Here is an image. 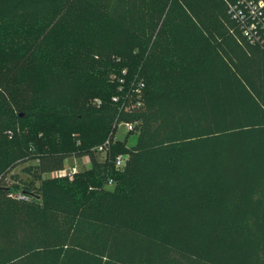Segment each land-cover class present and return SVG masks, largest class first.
<instances>
[{"label":"trees","instance_id":"16d2710c","mask_svg":"<svg viewBox=\"0 0 264 264\" xmlns=\"http://www.w3.org/2000/svg\"><path fill=\"white\" fill-rule=\"evenodd\" d=\"M238 1L0 0V264H264V43Z\"/></svg>","mask_w":264,"mask_h":264},{"label":"built area","instance_id":"2783aa9c","mask_svg":"<svg viewBox=\"0 0 264 264\" xmlns=\"http://www.w3.org/2000/svg\"><path fill=\"white\" fill-rule=\"evenodd\" d=\"M230 11L233 13L234 17L241 21L244 33L252 43H264V0H239L238 3L230 6ZM125 71L126 70H124V72ZM143 87L144 82L140 81L136 87V91L140 94ZM114 99L117 100L118 97H114ZM136 104L140 105L141 100L138 99ZM120 123H123L128 131L136 130L137 122L135 121L122 120L116 125H119ZM8 133L9 135L13 134L12 131H8ZM110 141L111 139L109 138L104 142V144H101L96 148L101 151H105L109 146ZM128 157V154H118L115 159V165L117 168H122L126 164ZM79 171L80 168L74 164L69 167L65 166V168L56 171L53 174L66 175L73 178V176ZM110 183H112V180H110ZM16 196L19 198L25 197V195H22L21 193H17Z\"/></svg>","mask_w":264,"mask_h":264},{"label":"rangeland","instance_id":"374dc122","mask_svg":"<svg viewBox=\"0 0 264 264\" xmlns=\"http://www.w3.org/2000/svg\"><path fill=\"white\" fill-rule=\"evenodd\" d=\"M91 102H95V98H92ZM93 128H96L93 126ZM77 134V136L80 137V135H78L79 133H74ZM111 137L113 140H119L122 143H126V144H134L137 140V135H138V130H134V131H128L123 123H120L119 125L114 126V129H112L111 132ZM62 145V144H61ZM79 145V141H76L75 139L71 138L68 141H65L63 143V147L66 150H70V151H75L78 148H80ZM61 146L58 145H52L51 149H59ZM35 159L29 160L25 163L19 164L17 165L14 169L13 172H17L21 175V177L23 178H27V175L22 171V168L29 163H34ZM77 165L78 168H80V170L87 168L90 165V159L88 156H76V155H72L70 156L67 161H66V167H69L71 165Z\"/></svg>","mask_w":264,"mask_h":264}]
</instances>
